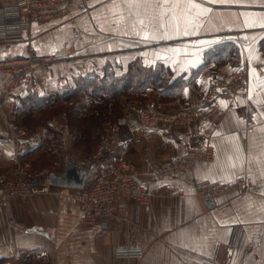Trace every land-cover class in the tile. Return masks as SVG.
Returning <instances> with one entry per match:
<instances>
[{"label": "crops", "instance_id": "0c3cea01", "mask_svg": "<svg viewBox=\"0 0 264 264\" xmlns=\"http://www.w3.org/2000/svg\"><path fill=\"white\" fill-rule=\"evenodd\" d=\"M197 2L212 9L202 26L195 31L189 28V35L170 32V39L124 35L125 26L113 22L110 0H81L62 19L34 22L18 36L0 35V62L30 49L55 58L48 71L36 72L31 86H21L11 95L14 107L3 103L1 91L7 75L0 70V173L9 175L16 166L14 136L22 131L20 139L25 140L31 125L22 121L57 105L63 90L74 89L79 76L102 77L106 70L115 77L127 76L137 61L142 74V69H150L147 73L154 75L160 67L171 88L149 87L144 97L145 103L156 102L165 109L188 105L191 95L203 96L214 76L229 73L239 64L249 72L247 92L233 103L221 99L213 110L203 109L204 116L191 126L159 127L150 140L133 139L137 110L145 104L136 101L128 108L130 115L125 119L129 120L116 122L124 125L115 145L101 143L92 149L89 157L100 163L126 155L151 192L150 205L131 204V222L81 227L78 205L67 196L13 199L0 206V264H264V133L259 131L264 126L260 115L264 104L257 103L264 99L259 86L264 80V0ZM228 44L235 53L220 63L219 48ZM62 78L68 80L66 85L60 84ZM250 94L252 100L247 99ZM221 101L228 102L227 109ZM217 114L222 119L212 125L210 116ZM55 116L62 117V113ZM209 126L214 150L210 160L198 162L183 174H158L190 146H202L206 139L200 138ZM67 133L66 129L67 151L71 148L84 158L86 153L75 147ZM37 153L42 157L41 151ZM72 159L79 162L80 158ZM244 176L253 182L251 192L222 196L213 206L196 195L198 181L231 183ZM225 202L230 205L220 207ZM118 248H139L143 256L119 258Z\"/></svg>", "mask_w": 264, "mask_h": 264}, {"label": "built area", "instance_id": "2783aa9c", "mask_svg": "<svg viewBox=\"0 0 264 264\" xmlns=\"http://www.w3.org/2000/svg\"><path fill=\"white\" fill-rule=\"evenodd\" d=\"M5 1L0 0V35L10 37L22 34L34 22L46 23L66 17L81 0H15L14 3L4 4ZM54 60L52 55L39 54L30 49L1 61L0 70L7 75L1 91L3 103L8 102L7 106L14 107L16 103L9 99L11 95L21 86H31L35 81L36 72L48 71ZM248 76L247 66L239 64L231 72L213 77L205 94L194 95L189 108L182 110L183 113L189 121H198L203 109L213 110L214 105L221 99L233 103L236 97L247 90ZM67 83L66 78L60 80L61 85ZM178 113L168 114L156 106H147L140 110L134 141L151 139L154 131L162 126H186L188 123L184 122ZM216 117L218 118H213L214 122L221 120V115L217 114ZM53 127L58 129V124ZM209 133L206 128L205 137H208ZM23 135L24 132L18 131L14 136V174L0 173V206L13 199L43 194L64 195L78 205V226L97 228L131 222L132 203L139 207L151 204V192L140 182L138 170L125 155L116 156L110 162L97 166L91 177L81 186H66L57 182L49 170L38 173L34 171L32 157L37 149L45 145V135L37 132L33 138L21 141L20 137ZM206 143L203 148H188L180 158L162 166L158 174L163 177L173 176L198 162H206L212 156V148ZM241 182H245L244 177L228 186L217 182L199 181L196 183V195L203 200H215L222 194L242 190L244 185L242 186ZM223 189L228 191L223 192ZM116 255L119 258L142 257L143 251L139 248H118Z\"/></svg>", "mask_w": 264, "mask_h": 264}, {"label": "rangeland", "instance_id": "374dc122", "mask_svg": "<svg viewBox=\"0 0 264 264\" xmlns=\"http://www.w3.org/2000/svg\"><path fill=\"white\" fill-rule=\"evenodd\" d=\"M222 50H223V52H225L227 50V52L222 54V56H221L222 58L228 56L227 53L229 51H230V54H231V52L235 53V48L232 46H229L228 49L226 47ZM216 76H218V75H216ZM247 90H248V88H247ZM247 90L245 92H243V94H245L247 92ZM144 96H147V95L145 94ZM100 97H103V98H100ZM191 99H193V95L190 96V100H189L188 105H186L184 107H180V108L174 107V108H165L164 109L156 102L145 103V102H147V100L145 101V99L136 100V96L122 97V98H119L117 101H115V103L113 101H112L113 103L108 101L107 102L108 106H107L106 97L97 95L96 98H94L91 95H88V96H84V97H78V98L74 99L73 102H70V103H66V104L63 103L64 107H62L60 104L58 107L47 109L43 113L37 112L35 114V115H38L37 117H35V118L27 117L22 122H26L27 124H31V125L35 124L36 122H39V120L41 121V124H43V125H46L47 121H49L51 123H48V125H46V126H39V127H41L40 129L37 126L34 128H30L31 130H34L36 128L38 132H42L46 137L45 145L43 147L37 149V151H35V153L32 157L34 171L38 173V172H42L43 170H49L54 175V178L56 181H58L61 178L64 179V177L67 175L68 171H70V172H73V171L74 172H83L84 175H89L90 173L93 172V170L98 165L104 164V162L100 163V162L96 161L95 158L93 159V158L89 157V155L91 154L90 152L97 145H101V143H104L105 145H109V144L115 145V143L117 142L116 140H118L117 136L119 135V129L121 130V126L124 125V123L123 124L121 123L122 125L121 124L117 125L116 122L117 121L125 122L126 120H129L128 118L125 119V117L130 115V113L128 112V108L130 105L134 104L136 101H138V102L142 101L145 103V104L142 103L143 105L140 106V108L137 110V115H138V112L140 110L146 108L147 106L148 107L156 106L157 109L160 108V109L164 110L165 113H168V114H173L175 112H179L178 115H180V118L183 119L184 122L188 123L186 125V127H189L192 124L197 122V120L196 121H192V120L189 121V118L186 117V115L183 113L186 109L189 108V104L192 101ZM55 109H65V112L62 113V117L53 118V117H56L55 114L52 115L54 113ZM182 110H184V111H182ZM46 116H47V118H46V120H44ZM132 116L134 117L133 119L136 118V115L132 114ZM198 116H199V111H198ZM201 116L203 117L204 115L202 113H200V117ZM214 117L218 118V117H216V115L210 116L212 125H216L219 123V121L218 122L213 121ZM36 118H38V119H36ZM221 119H222V117H221ZM55 124H58V129H55L53 127ZM212 125H210V126H212ZM179 126H184V125L179 124ZM210 126L208 127L209 132H210L209 136L205 137V133H204V135L200 138V140L204 141L206 139V142H208V144L211 146L210 138L212 135V130L210 129ZM43 127H44V129H43ZM94 128H96V129L94 130ZM66 129L68 132L67 134L69 135L70 138L73 139L74 143H75V138H77V136L80 137V139L82 140V143H83L82 145L84 147V148H80V149L86 153L84 158L87 157V160L82 158L81 155L76 156L75 152H73L71 148H69V151H67V149H66L67 147H66V143H65L66 139L64 138L65 137L64 132ZM40 130H42V131H40ZM37 131L34 130V132H32L33 134L31 137L25 135L26 140L33 138L35 136V134L37 133ZM89 131H90V134H89ZM133 134L135 135V133H133ZM89 135H90V137L88 139ZM82 136H85V137L82 138ZM56 138L59 139V144L56 143L58 140ZM90 138H92V139H90ZM152 138H153V136H152ZM133 139H134V137H133ZM148 140H150V139H148ZM61 142H62V145H61ZM206 142L202 146L199 143L198 145H193L190 147L203 148L206 146V144H207ZM90 144L93 147L91 148L90 152H88L87 150H85V147H89ZM61 148H63L62 152L60 151ZM211 148H212V146H211ZM38 151H41V155L42 156L45 155V157H48V159L52 162L50 164L40 165L39 164V157H38V153H37ZM211 151H212V156H213V154H214L213 148L211 149ZM91 156H93V154ZM212 156H211V158H212ZM73 157H75L77 159L80 158L79 162H77L76 159H72ZM114 157H116V156H114ZM170 162H172V161H170ZM93 163H95V164H93ZM193 167L194 166L186 169L184 172L179 173V174H183V173L189 171L190 169H192ZM70 172H68V173H70ZM240 178H242V177H240ZM237 180H235V181H237ZM244 180H245V182H241L242 186L244 185V188L242 190H240V191L237 190L234 192L225 193V194L220 195L218 198H220L222 196L236 194V193H242L243 194V193L251 192L252 188L254 186L252 180L247 176H244ZM235 181L231 182V183H220V182L219 183L223 184L225 186H228V185L235 183ZM208 182L211 183V181H208ZM225 191H228V190L223 189V192H225ZM217 199H215V200L207 199V200H209L214 205L215 202L217 201ZM222 205H224L223 207H227L230 205V202H225Z\"/></svg>", "mask_w": 264, "mask_h": 264}, {"label": "snow or ice", "instance_id": "6c2138e0", "mask_svg": "<svg viewBox=\"0 0 264 264\" xmlns=\"http://www.w3.org/2000/svg\"><path fill=\"white\" fill-rule=\"evenodd\" d=\"M211 2L226 3L228 0H211ZM110 4L115 25L125 26L123 34L136 35L144 40L170 39L172 38L170 32L189 35V28L195 31L197 27L202 26V19L212 12L211 8L203 6L197 0H110ZM129 28L131 33L128 31ZM259 86L264 89V80L259 82ZM247 99L252 100L253 96L250 94ZM220 103L225 109L228 108L227 101ZM257 103L264 104V99L258 100ZM260 115L264 117V112ZM234 118L241 124L245 123L238 117ZM253 119L256 117L254 116ZM259 131L264 133V126ZM215 135L220 133L217 132ZM235 147L237 151H241L239 145ZM235 166L233 164V167Z\"/></svg>", "mask_w": 264, "mask_h": 264}, {"label": "trees", "instance_id": "16d2710c", "mask_svg": "<svg viewBox=\"0 0 264 264\" xmlns=\"http://www.w3.org/2000/svg\"><path fill=\"white\" fill-rule=\"evenodd\" d=\"M229 46L231 45L228 44L224 48L227 47L228 49ZM224 48H219V49L222 50ZM225 52H227V50ZM225 52H223V50L221 51L222 54H224ZM227 54L229 57L228 56L223 57V58L220 57L219 59H217V61H219L220 63H225L226 58L232 57V55L230 54V51ZM140 71H141V64L140 62L137 61L130 65L127 76L115 77L113 74L110 73L109 70H106V76L104 75L102 77L96 74L79 76L78 78L75 79V82H76L75 88L63 90V92L61 93V96L56 101L57 105L51 108L58 107L60 104L62 107H64L63 103L65 104L70 103V102H73V100L78 97H84L88 95H91L94 98H96L97 95L104 96L107 99L106 104L108 101L110 102L113 101L115 103V101H117L119 98L126 97V96H136V100H142V99H145L144 93L149 87L161 86L163 88L164 87L171 88V85L168 84L169 77L167 76V73L164 72L162 69H160V67L159 69L157 68V71L154 73V75H152L151 73H147L150 71V69L148 70L142 69L144 74H142ZM100 98H103V97H100ZM46 110L44 111L41 110L40 113H43ZM63 112H65V109H55L52 115L54 114L56 115V114L63 113ZM31 115H32V118H35L34 117L35 115L33 114ZM46 118L47 116L45 117L44 120H46ZM37 124L38 125L41 124V121L39 120V122H36L35 125L33 126L30 125L28 130L25 132V135L31 137L33 134L32 132H34L35 129L31 130L30 127L34 128L36 127ZM95 129L96 128H94V130ZM90 131H89V134H90ZM83 137L85 136H82V138ZM89 137L90 135L88 136V139ZM56 143L59 144V139L57 140ZM82 144H83L82 140L80 139L79 136H77V138H75V146L78 148H84ZM61 145H62V142H61ZM92 147L93 146L90 144L89 147H85V150L90 152ZM62 149L63 148L60 149L61 152H62ZM51 162L52 161H50L48 157H45V155L39 158L40 165L50 164Z\"/></svg>", "mask_w": 264, "mask_h": 264}, {"label": "water", "instance_id": "95a60500", "mask_svg": "<svg viewBox=\"0 0 264 264\" xmlns=\"http://www.w3.org/2000/svg\"><path fill=\"white\" fill-rule=\"evenodd\" d=\"M86 176L83 172H70L64 177V179H59L57 182H60L66 186H81L86 181ZM205 202L209 206H213V204L209 200H205Z\"/></svg>", "mask_w": 264, "mask_h": 264}]
</instances>
